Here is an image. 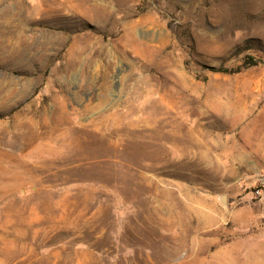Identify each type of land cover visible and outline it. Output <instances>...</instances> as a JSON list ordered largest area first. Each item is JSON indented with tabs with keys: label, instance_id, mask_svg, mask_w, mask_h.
I'll use <instances>...</instances> for the list:
<instances>
[{
	"label": "rangeland",
	"instance_id": "rangeland-1",
	"mask_svg": "<svg viewBox=\"0 0 264 264\" xmlns=\"http://www.w3.org/2000/svg\"><path fill=\"white\" fill-rule=\"evenodd\" d=\"M252 263L264 0H0V264Z\"/></svg>",
	"mask_w": 264,
	"mask_h": 264
},
{
	"label": "bare ground",
	"instance_id": "bare-ground-1",
	"mask_svg": "<svg viewBox=\"0 0 264 264\" xmlns=\"http://www.w3.org/2000/svg\"><path fill=\"white\" fill-rule=\"evenodd\" d=\"M86 1V0H85ZM89 0H87V2H88ZM86 3V2H85ZM95 4V3H94ZM90 5V4H89ZM91 5H93V4H91ZM89 6L88 8V11L89 10H92V13H93V15L94 16H96V18L98 17V18H100L99 16H101V14H100V10H101V8H103V7H96L95 5L94 6ZM101 6V5H100ZM103 6V5H102ZM81 8H82V6H81ZM105 8H107V7H105ZM82 9H84V8H82ZM108 9V8H107ZM83 11V10H82ZM107 11V10H106ZM86 13H87V11H86ZM85 13V14H86ZM89 13V12H88ZM100 14V15H99ZM103 14V13H102ZM107 14V13H106ZM88 16V15H87ZM103 16H105V15H103ZM107 17V16H106ZM101 18H102V16H101ZM154 24V23H153ZM129 28V27H128ZM129 33V32H128ZM132 37H134V36H132ZM134 42V44H138V43H141V42H138V41H136V40H133ZM151 41V40H150ZM132 44V43H131ZM133 44V45H134ZM144 45H145V43H144ZM146 46L147 45H145V48H146ZM138 47H139V44H138ZM141 47V46H140ZM144 47V46H143ZM143 50V49H142ZM146 52H148V50L146 51ZM160 91V90H159ZM188 110V109H187ZM191 114V113H190ZM185 119V121L189 124L190 122H191V119H190V116L189 115H186L185 117H184ZM163 122V121H162ZM185 123V122H184ZM185 125V124H184ZM59 129H60V127H59ZM49 130V129H48ZM189 130V129H188ZM46 131V130H45ZM55 132V131H54ZM48 132H46L45 134H47ZM52 134V133H51ZM44 136H46V135H44ZM166 136V135H165ZM169 136V135H168ZM34 137V136H33ZM184 138V137H183ZM41 139H43V138H41ZM166 139V138H165ZM185 139V138H184ZM169 140V139H168ZM256 248V247H255ZM253 264V263H252Z\"/></svg>",
	"mask_w": 264,
	"mask_h": 264
},
{
	"label": "trees",
	"instance_id": "trees-1",
	"mask_svg": "<svg viewBox=\"0 0 264 264\" xmlns=\"http://www.w3.org/2000/svg\"><path fill=\"white\" fill-rule=\"evenodd\" d=\"M249 59H251V62H249V63H251L250 65H254V64H256V63L254 62V60H253V57H249ZM222 71L230 72V71H235V70L225 69V70H222Z\"/></svg>",
	"mask_w": 264,
	"mask_h": 264
}]
</instances>
